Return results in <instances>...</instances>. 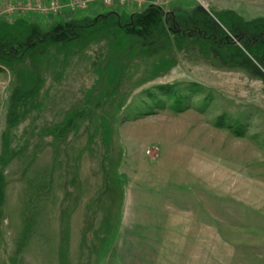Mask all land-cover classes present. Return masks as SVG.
<instances>
[{
    "label": "rangeland",
    "instance_id": "1",
    "mask_svg": "<svg viewBox=\"0 0 264 264\" xmlns=\"http://www.w3.org/2000/svg\"><path fill=\"white\" fill-rule=\"evenodd\" d=\"M48 1L0 0V18L26 17L46 29L69 17L110 10L127 14L155 2L124 6L90 2L56 15L24 9L26 3ZM94 3L99 7L87 10ZM199 6L209 13L231 10L244 20L264 18V0H173L159 5L165 12ZM216 18L221 20L218 14ZM234 43L219 51L195 44L178 55L170 73L151 81L150 76L137 75L121 82L118 93L131 96L126 97L127 107L112 117L113 164L104 172L106 180L100 172L102 149L87 143L83 132L99 120L90 116L81 122L79 137L67 150L79 184L73 186L71 172L63 177L60 168L50 170L48 199L21 249L26 182L20 172L23 166L13 161L5 173L0 264H8L9 256L18 251L19 264H264V50L259 43ZM91 79L88 73L71 70L46 116L54 112L59 119L76 106ZM9 80L3 69L0 135ZM189 81L203 87L188 93L189 108L178 112L170 107L171 99L164 108H154L140 92L158 82L182 86ZM99 91L96 88L93 94ZM106 109L99 108L100 115H109ZM145 111L148 114H142ZM54 146H45L37 161L49 163L57 150ZM204 193L210 200L200 198V205L209 201L215 208L207 223L208 211L195 215L196 200ZM104 220L112 225L109 232L102 229Z\"/></svg>",
    "mask_w": 264,
    "mask_h": 264
},
{
    "label": "trees",
    "instance_id": "2",
    "mask_svg": "<svg viewBox=\"0 0 264 264\" xmlns=\"http://www.w3.org/2000/svg\"><path fill=\"white\" fill-rule=\"evenodd\" d=\"M209 11L199 6L190 11L165 12L158 5L148 4L141 11L127 14L110 10L92 17H69L51 23L46 29L37 20L26 17L0 18V72L4 69L10 74L5 126L0 135V220L3 219L6 169L17 161L23 166L20 172L26 182L19 249L33 232L48 199L53 182L50 170L54 166L60 168L63 177L71 172L73 186L79 184L67 150L79 137L81 122L90 116L99 120L85 126L83 132L87 134V143H97L102 149L100 172L106 180L104 172L113 164L110 157L115 135L112 117L127 107L126 97L131 96V93H118L121 82L137 75L150 76L151 81L170 73L177 65L178 55L186 54L195 44L205 51L206 46L219 51L234 46L235 40L251 46L264 38L262 17L244 20L231 10ZM71 70L80 75L88 73L92 77L90 88L61 118L57 119L54 112L46 116ZM177 84L158 82L140 92L154 108H164L171 99L170 107L178 112L189 108L188 93L203 86L195 81L179 83L180 87ZM96 88L100 89L97 95L93 94ZM101 107L107 108L109 118L100 115ZM53 144L57 150L52 160L45 164L37 161L45 146ZM102 224V229L109 232L112 225L107 220ZM19 253L9 256L8 264H19Z\"/></svg>",
    "mask_w": 264,
    "mask_h": 264
},
{
    "label": "built area",
    "instance_id": "3",
    "mask_svg": "<svg viewBox=\"0 0 264 264\" xmlns=\"http://www.w3.org/2000/svg\"><path fill=\"white\" fill-rule=\"evenodd\" d=\"M90 2H99L103 6L112 5H129L134 3H143L146 0H49L47 3H36L34 5L26 3L24 9L43 14V15H56L63 10L82 9L86 7ZM173 2V0H155L153 4L162 5ZM23 9V10H24Z\"/></svg>",
    "mask_w": 264,
    "mask_h": 264
},
{
    "label": "crops",
    "instance_id": "4",
    "mask_svg": "<svg viewBox=\"0 0 264 264\" xmlns=\"http://www.w3.org/2000/svg\"><path fill=\"white\" fill-rule=\"evenodd\" d=\"M99 7V4L98 3H94V4H91L90 6H88V8H87V10H90V11H94L95 9H97ZM202 189H206L205 187H202ZM184 196V195H183ZM209 195L208 194H206V193H204V195H200L199 194V198L196 200L197 202L195 203V215L197 214V215H199V216H201L200 214L201 213H203L204 211H208V214L209 215H205V219H204V221L207 223V217L208 216H211L210 214L212 213V212H215V208H213V207H211V204L209 203V201H208V203H205V201H203L202 202V204L200 205V202H199V199L200 198H203V199H205L206 197H207V199L208 200H210L209 199V197H208ZM200 205V206H199ZM210 208V209H209ZM183 220V222H185L186 220H184V219H182Z\"/></svg>",
    "mask_w": 264,
    "mask_h": 264
},
{
    "label": "flooded vegetation",
    "instance_id": "5",
    "mask_svg": "<svg viewBox=\"0 0 264 264\" xmlns=\"http://www.w3.org/2000/svg\"><path fill=\"white\" fill-rule=\"evenodd\" d=\"M260 48H262L264 50V38L260 39Z\"/></svg>",
    "mask_w": 264,
    "mask_h": 264
}]
</instances>
